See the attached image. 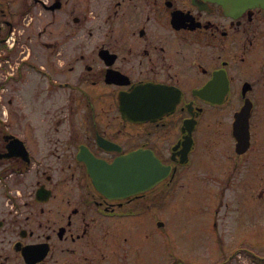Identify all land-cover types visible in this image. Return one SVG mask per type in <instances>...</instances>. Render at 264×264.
<instances>
[{
  "label": "flooded vegetation",
  "instance_id": "1",
  "mask_svg": "<svg viewBox=\"0 0 264 264\" xmlns=\"http://www.w3.org/2000/svg\"><path fill=\"white\" fill-rule=\"evenodd\" d=\"M259 159L264 6L0 0V264H200L190 200Z\"/></svg>",
  "mask_w": 264,
  "mask_h": 264
},
{
  "label": "rangeland",
  "instance_id": "2",
  "mask_svg": "<svg viewBox=\"0 0 264 264\" xmlns=\"http://www.w3.org/2000/svg\"><path fill=\"white\" fill-rule=\"evenodd\" d=\"M245 174L248 194H239L237 198L210 197V187L200 183L203 193L190 200L198 212L197 216L189 217L191 227L196 228L195 243L181 242V236L174 233L172 243L177 256L198 255L200 264H258V257L264 264V210L258 211L264 206V162L255 160ZM251 193L256 197L254 200ZM213 238L215 242L211 241ZM168 249H172L171 245ZM160 259L154 252L153 264H161Z\"/></svg>",
  "mask_w": 264,
  "mask_h": 264
},
{
  "label": "water",
  "instance_id": "3",
  "mask_svg": "<svg viewBox=\"0 0 264 264\" xmlns=\"http://www.w3.org/2000/svg\"><path fill=\"white\" fill-rule=\"evenodd\" d=\"M250 1H253V3H257L258 5L264 6V0H250ZM111 169L113 170V167H111Z\"/></svg>",
  "mask_w": 264,
  "mask_h": 264
},
{
  "label": "trees",
  "instance_id": "4",
  "mask_svg": "<svg viewBox=\"0 0 264 264\" xmlns=\"http://www.w3.org/2000/svg\"><path fill=\"white\" fill-rule=\"evenodd\" d=\"M254 258H256V256H254ZM256 262H257L258 264H263V263H262L263 261H259L258 258H257Z\"/></svg>",
  "mask_w": 264,
  "mask_h": 264
}]
</instances>
